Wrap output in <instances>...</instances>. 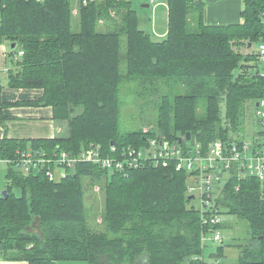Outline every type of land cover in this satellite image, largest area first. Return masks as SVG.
Masks as SVG:
<instances>
[{"label":"trees","instance_id":"16d2710c","mask_svg":"<svg viewBox=\"0 0 264 264\" xmlns=\"http://www.w3.org/2000/svg\"><path fill=\"white\" fill-rule=\"evenodd\" d=\"M166 3L167 33L154 40L138 27L131 0H99L77 13L69 0H0V45L16 44L7 53V85L43 90L38 99L8 103L0 82V121L8 105H44L51 106L54 122H66L65 132L53 138L4 136L0 155L28 146L72 152L89 143L140 147L158 134L177 142L187 132L203 147L229 140L247 103L264 96L257 50L264 41V0H244L242 22L228 25L204 24L200 0ZM124 82L136 83L139 94L157 93L156 130H120ZM8 178L7 196L0 197V259L201 264L195 257L208 225L189 199L186 173L171 163L125 174L81 164L59 180L14 171ZM97 185L101 209L93 203ZM217 201L224 213L247 221L235 264H264V183L233 174ZM33 221L37 227L30 229Z\"/></svg>","mask_w":264,"mask_h":264},{"label":"built area","instance_id":"2783aa9c","mask_svg":"<svg viewBox=\"0 0 264 264\" xmlns=\"http://www.w3.org/2000/svg\"><path fill=\"white\" fill-rule=\"evenodd\" d=\"M69 1L72 7L75 4L74 9L77 11L76 8L79 6H86L99 0ZM147 1L149 4L156 3V0ZM257 50L259 62L264 69V41L258 44ZM21 54L22 51H19L18 55ZM254 113L260 128L254 133L251 142L230 135L227 141L214 139L203 147L194 139H182L185 143L171 142L165 135L158 134L150 137L146 145L140 147L132 145L118 147L111 143L109 148H103L97 143H89L76 152L63 148L48 150L42 146L18 147L12 156L0 155V161L9 166V172L14 171L23 175L43 173L50 180H59L73 173L81 164L125 174L146 164L171 163L176 170L186 173L188 194L192 195L193 199L195 191L200 195L199 203L194 204V208L208 225L201 241L205 235L210 234L211 241L220 243L218 245L220 246L222 237L218 230L222 224L220 215L223 209L217 198L223 186H217L213 176L222 177L223 173L228 171L230 177L233 174L238 178L252 175L264 183V96L256 101ZM248 159L253 163L247 164ZM195 258L201 264H219L218 258L215 262H206L202 253Z\"/></svg>","mask_w":264,"mask_h":264},{"label":"rangeland","instance_id":"374dc122","mask_svg":"<svg viewBox=\"0 0 264 264\" xmlns=\"http://www.w3.org/2000/svg\"><path fill=\"white\" fill-rule=\"evenodd\" d=\"M132 7L136 11L137 24L138 27L144 30L150 35L154 40L162 39L163 35L160 32H165L167 29V5H165V0H156L155 4H149L147 0H131ZM148 4V6H145ZM75 4H73L72 11L77 13L74 9ZM76 14L73 15L74 19L77 20ZM191 18L189 19V21ZM77 27V25H74ZM5 48L10 49V43L5 42ZM255 48V46H253ZM9 51V50H8ZM0 55H2L0 47ZM0 82L6 86V78L4 70L0 69ZM136 83L124 82L120 89V115H119V128L121 131H130L134 129H140L143 131L156 130L155 120H156V105L157 96L156 92L148 90V93H137L135 90ZM143 88V86H139ZM255 102L256 100L249 101L244 109L243 121L240 127L233 131L232 136L242 137L244 140L251 142L254 133L260 128L255 117ZM203 103H200L197 108V114L201 115L203 112ZM223 110V106H222ZM1 122V121H0ZM6 123H0V125ZM59 126L57 135H61L65 132L66 122L58 123ZM13 126V125H12ZM42 134L48 136L50 134V129L47 127L46 130L42 131ZM253 163L252 160L248 159L247 164ZM9 166L0 161V194L1 191L9 189ZM110 173V171H109ZM230 177L229 172L225 171L223 176L217 181L213 178L214 183L221 187L225 180ZM85 184L88 185V180H84ZM196 186L195 184H192ZM98 185L93 187V203L96 207H101V199L103 198V192L98 189ZM10 190L16 195L21 194V189L16 186H11ZM200 195L195 191V197L191 201L193 204H198ZM100 204V206H99ZM98 205V206H97ZM222 221V227L218 230L220 236L222 237V249L221 252L218 250V245L220 243H215L211 241V235L207 234L202 239V255L206 262H215L218 258L219 264H235L237 261V248L236 243H240L248 233L247 221L237 217L231 213H222L220 215ZM97 222H100V218H97ZM36 223H34L35 226ZM37 227V226H36ZM58 264H86L83 261H60ZM211 264V263H210Z\"/></svg>","mask_w":264,"mask_h":264},{"label":"crops","instance_id":"0c3cea01","mask_svg":"<svg viewBox=\"0 0 264 264\" xmlns=\"http://www.w3.org/2000/svg\"><path fill=\"white\" fill-rule=\"evenodd\" d=\"M203 5L202 19L206 25H228L242 22L240 12L244 7V0H200ZM165 5H167L165 0ZM167 7V6H166ZM167 33L160 32V35ZM1 44L0 69L4 73L10 67L7 63L8 48ZM43 94L41 88H12L3 85L1 99L4 102L14 103L23 100L38 99ZM4 120L0 125V139L4 136L14 139L53 138L57 135L58 125L52 119L51 106L44 105H8L3 109ZM2 123V122H0ZM13 125V126H12ZM50 129V134L45 136L42 131ZM36 221L32 222L30 229L35 228ZM222 246V245H221ZM221 252V249L220 251ZM0 264H27L22 260L0 259Z\"/></svg>","mask_w":264,"mask_h":264},{"label":"water","instance_id":"95a60500","mask_svg":"<svg viewBox=\"0 0 264 264\" xmlns=\"http://www.w3.org/2000/svg\"><path fill=\"white\" fill-rule=\"evenodd\" d=\"M145 6H148V4H145ZM15 47H16V44L15 43H11L10 44V50L11 51H13L14 49H15ZM186 139L188 140L189 138H190V133L189 132H187L186 133ZM180 141V140H179ZM220 176V175H219ZM1 196L2 197H6L7 196V190H3V191H1ZM192 198V196H189V199H191Z\"/></svg>","mask_w":264,"mask_h":264},{"label":"bare ground","instance_id":"6f19581e","mask_svg":"<svg viewBox=\"0 0 264 264\" xmlns=\"http://www.w3.org/2000/svg\"><path fill=\"white\" fill-rule=\"evenodd\" d=\"M159 135H160V134H159ZM179 140L182 141V139H179ZM179 140H178V141H179ZM188 140H190V139H188ZM215 176H216V175H215ZM189 196H192V195H189ZM192 197H193V196H192Z\"/></svg>","mask_w":264,"mask_h":264}]
</instances>
